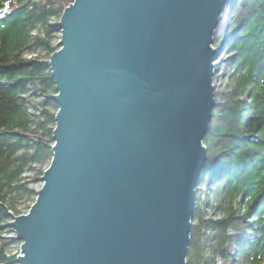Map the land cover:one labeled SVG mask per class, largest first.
Instances as JSON below:
<instances>
[{"label":"water","instance_id":"1","mask_svg":"<svg viewBox=\"0 0 264 264\" xmlns=\"http://www.w3.org/2000/svg\"><path fill=\"white\" fill-rule=\"evenodd\" d=\"M229 0H73L46 61L56 104L16 264H185L212 46Z\"/></svg>","mask_w":264,"mask_h":264},{"label":"trees","instance_id":"2","mask_svg":"<svg viewBox=\"0 0 264 264\" xmlns=\"http://www.w3.org/2000/svg\"><path fill=\"white\" fill-rule=\"evenodd\" d=\"M72 1L0 0V264H16L8 223L34 202L52 155L57 107L46 61ZM212 46L215 106L185 264H264V0L226 2Z\"/></svg>","mask_w":264,"mask_h":264},{"label":"rangeland","instance_id":"3","mask_svg":"<svg viewBox=\"0 0 264 264\" xmlns=\"http://www.w3.org/2000/svg\"><path fill=\"white\" fill-rule=\"evenodd\" d=\"M218 60L216 59L214 62H217ZM47 167V166H46ZM45 167V168H46ZM45 168L43 169V171L45 170ZM40 182H36L35 184H33V188L35 189V190H38L39 189V187H40ZM29 209V208H28ZM28 209L26 210V209H24V208H21L20 210H21V212H22V214H25L27 211H28ZM18 249H19V245H18ZM15 252V251H14ZM19 254V253H18ZM17 254V255H18Z\"/></svg>","mask_w":264,"mask_h":264}]
</instances>
